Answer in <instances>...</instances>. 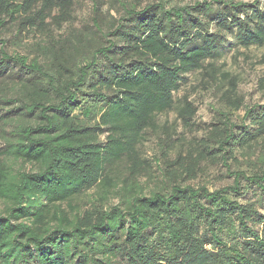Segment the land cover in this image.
Segmentation results:
<instances>
[{
	"label": "trees",
	"instance_id": "obj_1",
	"mask_svg": "<svg viewBox=\"0 0 264 264\" xmlns=\"http://www.w3.org/2000/svg\"><path fill=\"white\" fill-rule=\"evenodd\" d=\"M91 1L102 44L52 39L29 60L5 51L2 32L13 27L21 43L60 28L75 0H0V264H264V102L245 105L238 78L215 65L264 47V5ZM106 4L122 12L109 31ZM195 72L205 87L224 84L222 109L174 159L159 141L165 186L145 190L153 163L138 146L173 110L194 129L197 108L174 94ZM203 164L231 185L190 184Z\"/></svg>",
	"mask_w": 264,
	"mask_h": 264
},
{
	"label": "rangeland",
	"instance_id": "obj_2",
	"mask_svg": "<svg viewBox=\"0 0 264 264\" xmlns=\"http://www.w3.org/2000/svg\"><path fill=\"white\" fill-rule=\"evenodd\" d=\"M202 0H177L182 5L192 4ZM213 1V0H206ZM239 2L258 1L260 5H264V0H235ZM122 12L111 5L106 4L102 8L101 21L105 31H109L115 24L114 20L119 19ZM92 1L91 0H75L72 8V17L70 21L64 23L60 28H56L51 24L49 30L44 34H31L26 36L21 43L15 38L13 27H8L1 34V39L5 42V51L9 55L18 53L28 56L32 60L33 56L38 52L36 44L46 46L55 40H65L70 44L82 40L85 47L84 52L93 49L97 44L103 43L101 39L93 38L92 32ZM116 25V24H115ZM88 43V39H92ZM22 39V38H21ZM95 41V42H94ZM42 63L45 62L42 59ZM216 67L223 71L229 72L236 76L239 80L237 92L243 98L245 105H260L264 102V91L258 87V81L264 76V47H251L248 50L243 48L236 52H228L223 58L215 63ZM201 72L190 73L185 76L186 81L182 83L180 90L174 94L175 99L186 98L197 108L195 117L191 120L194 129H189L184 126L177 116L176 110L157 116L155 120V129H148L143 135V142L138 146L139 154L142 158L153 163V172L150 175L143 176L140 181L145 190H153L155 188H164L159 173L156 171L154 162L159 157L158 143L160 140H166L170 145L169 159L183 152L185 146L193 140H200L206 134L210 124H212L218 116V112L222 109L220 102L221 94L224 90V84L214 83L211 86L205 87ZM4 82H7L6 80ZM9 83L11 81H8ZM202 83V84H201ZM11 86V85H10ZM8 83L2 84V89L5 93L10 94ZM177 105H181L178 104ZM240 116L243 112L239 113ZM104 142V137H101ZM0 140V148H2ZM29 168V167H28ZM149 174V173H148ZM232 177L226 174L223 167L219 165L203 164L202 173L197 180L190 182L192 185L203 184L209 190L218 189L231 185ZM93 190L88 193L92 195ZM87 197L78 204L85 202ZM115 202V201H114Z\"/></svg>",
	"mask_w": 264,
	"mask_h": 264
}]
</instances>
